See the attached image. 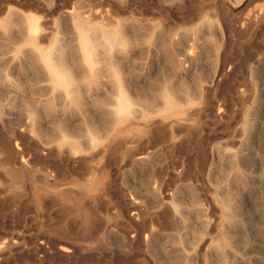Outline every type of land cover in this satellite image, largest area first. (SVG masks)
<instances>
[{"label": "rangeland", "instance_id": "374dc122", "mask_svg": "<svg viewBox=\"0 0 264 264\" xmlns=\"http://www.w3.org/2000/svg\"><path fill=\"white\" fill-rule=\"evenodd\" d=\"M263 209L264 0H0V264H264Z\"/></svg>", "mask_w": 264, "mask_h": 264}, {"label": "bare ground", "instance_id": "6f19581e", "mask_svg": "<svg viewBox=\"0 0 264 264\" xmlns=\"http://www.w3.org/2000/svg\"><path fill=\"white\" fill-rule=\"evenodd\" d=\"M67 13L68 14H71V16H73L75 12L74 11H68ZM78 18L76 20H74V27H73L74 30H73V33L76 36V38H74V39H77V42H78V44H79V46L81 48V52L83 54L84 60L86 61L87 65L89 67L94 68L95 67L94 64L96 62V58H95L96 48H95V46L91 45V42H90V40H92L93 38H96V37L98 38L99 37L100 39L101 38L105 39L106 44L103 43V46L106 48L105 49L106 51H108L110 53H116V54H119L117 52H120L121 53L119 47L115 43L111 42L113 39L118 38L116 36L114 37L115 32H113L110 29H102L99 33L93 32L92 30H93L94 27L93 28L90 27L89 24L84 20L83 16L82 17L80 16ZM27 30H28V39L34 41V39L38 36V33H39V24H38V21L36 19H34L33 17L28 20ZM35 46H37V45L35 44ZM39 48L37 46L34 49L36 51V49L39 50ZM39 51H41V50H39ZM38 55H39V53H38ZM40 55H41L42 60L46 63L47 67L49 68L50 72L60 81L61 73H63L64 70L61 69L62 67H61L60 64H58L57 62L54 61L52 51H50V50L41 51L40 52ZM54 88H55V86H54ZM56 90H57V88H56ZM60 91H62V90H60ZM123 97H124V95H123ZM123 100H124V98H123ZM126 106L127 105H125V107ZM244 153H246L247 155H249V154H253L254 152L251 150V148L250 149H247L246 148V151ZM249 156H255V155H249ZM255 171H256V169H255ZM258 173H259V171H258ZM258 173L257 172H254L252 174V179L253 180H258V177H260V176H258L259 175ZM255 183H256V181H255ZM259 230H256V231L258 232ZM259 234H261V233H259ZM255 235H257V233H255ZM246 262H245L246 264H255L256 263L253 258H251L249 260H246Z\"/></svg>", "mask_w": 264, "mask_h": 264}]
</instances>
